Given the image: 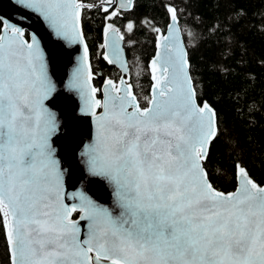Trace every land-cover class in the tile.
I'll return each instance as SVG.
<instances>
[{"label":"water","instance_id":"obj_1","mask_svg":"<svg viewBox=\"0 0 264 264\" xmlns=\"http://www.w3.org/2000/svg\"><path fill=\"white\" fill-rule=\"evenodd\" d=\"M134 0H0V203L10 264H264V184L239 165L216 188L218 130L200 102L175 8L149 61L142 106L116 28L101 85L84 8ZM77 213V214H75Z\"/></svg>","mask_w":264,"mask_h":264},{"label":"trees","instance_id":"obj_2","mask_svg":"<svg viewBox=\"0 0 264 264\" xmlns=\"http://www.w3.org/2000/svg\"><path fill=\"white\" fill-rule=\"evenodd\" d=\"M172 7L187 42L198 100L208 101L217 113V134L204 160L210 180L220 190H233L242 165L264 184V0H134L129 12L84 8L94 83L120 76L105 52V35L116 28L125 41L128 79L140 104L147 105L152 83L148 64ZM1 27L0 20V32ZM7 227L8 214L0 203V264H10Z\"/></svg>","mask_w":264,"mask_h":264},{"label":"flooded vegetation","instance_id":"obj_3","mask_svg":"<svg viewBox=\"0 0 264 264\" xmlns=\"http://www.w3.org/2000/svg\"><path fill=\"white\" fill-rule=\"evenodd\" d=\"M101 264H104V263H101Z\"/></svg>","mask_w":264,"mask_h":264},{"label":"rangeland","instance_id":"obj_4","mask_svg":"<svg viewBox=\"0 0 264 264\" xmlns=\"http://www.w3.org/2000/svg\"><path fill=\"white\" fill-rule=\"evenodd\" d=\"M134 69V68H133Z\"/></svg>","mask_w":264,"mask_h":264}]
</instances>
